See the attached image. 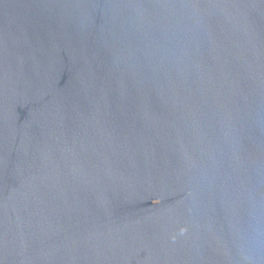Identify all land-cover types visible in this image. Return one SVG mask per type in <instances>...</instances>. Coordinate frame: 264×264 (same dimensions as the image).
Wrapping results in <instances>:
<instances>
[{
	"label": "water",
	"instance_id": "water-1",
	"mask_svg": "<svg viewBox=\"0 0 264 264\" xmlns=\"http://www.w3.org/2000/svg\"><path fill=\"white\" fill-rule=\"evenodd\" d=\"M0 264H264V0H0Z\"/></svg>",
	"mask_w": 264,
	"mask_h": 264
}]
</instances>
